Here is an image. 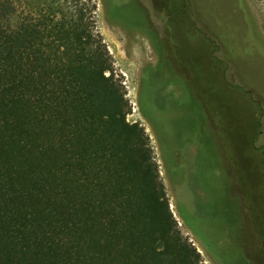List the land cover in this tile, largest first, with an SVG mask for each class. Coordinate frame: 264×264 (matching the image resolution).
<instances>
[{"label": "trees", "instance_id": "16d2710c", "mask_svg": "<svg viewBox=\"0 0 264 264\" xmlns=\"http://www.w3.org/2000/svg\"><path fill=\"white\" fill-rule=\"evenodd\" d=\"M233 2L264 79V42ZM97 9L0 0V264H205L150 135L128 118Z\"/></svg>", "mask_w": 264, "mask_h": 264}, {"label": "rangeland", "instance_id": "374dc122", "mask_svg": "<svg viewBox=\"0 0 264 264\" xmlns=\"http://www.w3.org/2000/svg\"><path fill=\"white\" fill-rule=\"evenodd\" d=\"M97 3L180 230L205 264H264L263 69L233 0ZM244 3L264 42L263 0Z\"/></svg>", "mask_w": 264, "mask_h": 264}, {"label": "flooded vegetation", "instance_id": "af4514ba", "mask_svg": "<svg viewBox=\"0 0 264 264\" xmlns=\"http://www.w3.org/2000/svg\"><path fill=\"white\" fill-rule=\"evenodd\" d=\"M237 241L239 242V238L237 239Z\"/></svg>", "mask_w": 264, "mask_h": 264}]
</instances>
